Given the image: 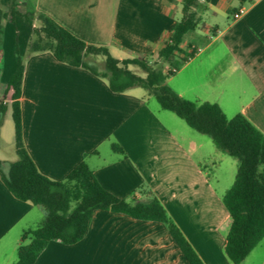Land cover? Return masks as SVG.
I'll return each mask as SVG.
<instances>
[{
	"label": "crops",
	"instance_id": "0c3cea01",
	"mask_svg": "<svg viewBox=\"0 0 264 264\" xmlns=\"http://www.w3.org/2000/svg\"><path fill=\"white\" fill-rule=\"evenodd\" d=\"M27 1L37 13L88 44L106 47L118 60L157 57L181 19V0ZM10 4L0 0V7ZM204 6L210 16L230 22L223 29L203 24L184 36L187 52L195 53L175 73L187 71L185 90L173 91L187 101L185 95L200 104H217L225 117L241 114L264 135V0H208ZM19 17L13 25L6 12L2 15L0 100L6 104ZM19 51L24 61L22 143L38 172L62 181L83 162L115 197L131 203L155 198L203 264H231L223 250L230 218L205 175L206 159H194L198 149L185 136L179 139L176 127L166 124L170 117L149 107V95L141 88L113 93L105 79L60 63L49 52L27 55V45ZM231 102L237 104L234 110ZM9 117L8 107L0 128L4 170L17 159L11 156ZM112 145L122 152H114ZM38 209L13 198L0 181V264L17 261L23 232L41 221ZM34 264L187 262L164 224L96 211L81 241L71 246L51 241ZM240 264H264V238Z\"/></svg>",
	"mask_w": 264,
	"mask_h": 264
},
{
	"label": "trees",
	"instance_id": "16d2710c",
	"mask_svg": "<svg viewBox=\"0 0 264 264\" xmlns=\"http://www.w3.org/2000/svg\"><path fill=\"white\" fill-rule=\"evenodd\" d=\"M10 1V22L14 25L16 16H19L15 10L18 1L30 4L27 0ZM202 3L199 0H181V19L171 28L168 39L157 54V59L167 65L166 71L151 65L149 59L152 55L118 60L106 47L78 39L34 9L22 15L30 29L27 55L49 52L60 63L84 69L97 78L105 79L113 93L141 88L147 95L155 97L162 110L173 113L191 130L209 137L217 151L237 160L234 181L222 198L230 218L223 250L231 264H240L264 238V135L241 114L227 119L217 104L195 105L165 84L194 56V50L183 52L180 45L187 33L196 30L201 20L200 13L208 0ZM34 21L39 26L35 27ZM2 35L0 10V45ZM14 55L15 69L6 84L11 91L10 103L0 100V128L9 107L17 159L6 170L0 161V181L13 198L40 207L44 212V220L37 228L23 232L14 264H34L51 241L64 246L78 243L86 236L96 211L162 223L187 264H203L155 198L148 202L131 203L115 197L101 187L83 162L75 166L62 181H51L38 172L22 143L19 99L24 61L18 39ZM97 57L103 58L102 66L97 64ZM131 67L139 68L143 75L133 72ZM111 148L114 152H122L117 145Z\"/></svg>",
	"mask_w": 264,
	"mask_h": 264
},
{
	"label": "rangeland",
	"instance_id": "374dc122",
	"mask_svg": "<svg viewBox=\"0 0 264 264\" xmlns=\"http://www.w3.org/2000/svg\"><path fill=\"white\" fill-rule=\"evenodd\" d=\"M246 7H248V4L246 5ZM31 8H32L31 5L27 6V4H25V2H23V1H18V4L15 8L17 14L20 16L18 19V21H20L18 24L19 25V30H18L19 36L16 35L15 39H18V47L20 46L22 48V50L24 49V47L29 42L28 32L30 31L25 20L22 18V15H24L27 12V10L30 11ZM10 9H11L10 6L7 8L0 7V10L2 11V15L5 14V12H6V16L8 18L10 17ZM200 16H201V20H200L197 28H200L203 24H206L207 26H218L220 29H223L230 22V20H228V19L226 20L224 18H219V17L215 18V17L210 16L207 13V10H202L200 13ZM2 24H3V21H2ZM34 26L35 27L39 26L37 21H34ZM185 43H186V38L183 39L182 46H181V49L183 52L188 51L187 48H185ZM95 59H96V62L99 66L103 65V58L102 57H97ZM149 60H150L151 65L154 68L162 69L163 71L167 70V65L165 63L159 61L157 59V57H155V58L152 57ZM131 69L133 72H135L139 75H143V71L140 70L139 68L131 67ZM186 74H187V71L185 69H183L177 75L174 74L172 77H170L168 80H166L165 84L169 88H171L172 90H180V91L185 90V88H186ZM188 96L189 95H185V97L191 99V100H189V102H192L195 105H200V103H197V101H195L193 99V97H188ZM186 100H188V99H186ZM148 105H149V107H151V109H155L157 111H160V113H162L163 116L170 117L171 122H166V124L171 126V127H176V132H177V136L179 137V139H182V137L185 136L187 143L188 144L192 143V147L194 146L196 149H198L197 154L194 155V159L195 158L196 159H200V158L206 159V161H205V164H206L205 175H208L209 180H210L209 182H210V184H211V186L215 192L214 195H215L216 199L219 201L220 207H222V209H224L223 204H222V198L225 195L226 190H228L230 188V186L232 185V183L234 181L237 166H238L237 160L229 157L226 154L218 152L209 137L196 133L195 131L191 130L185 124V122H183L181 119L176 117L174 114H172L170 112L163 111L160 108V106L157 103L154 96L149 95ZM236 106H237L236 102H231V107L233 110L235 109ZM231 116H233V115H226V118L230 119V118H232ZM6 123H8V125L11 127L12 120L10 117L7 119ZM198 147H200V148H198ZM3 150H5V148H3ZM11 156L14 158V160L16 159V156L14 154H12ZM212 164H215V165H212ZM38 211H40L39 213H41V219H40L41 221L38 225H35L34 229L37 228L42 223V221L44 220V214H43L42 210L38 209Z\"/></svg>",
	"mask_w": 264,
	"mask_h": 264
},
{
	"label": "built area",
	"instance_id": "2783aa9c",
	"mask_svg": "<svg viewBox=\"0 0 264 264\" xmlns=\"http://www.w3.org/2000/svg\"><path fill=\"white\" fill-rule=\"evenodd\" d=\"M242 11H240V13H241Z\"/></svg>",
	"mask_w": 264,
	"mask_h": 264
}]
</instances>
